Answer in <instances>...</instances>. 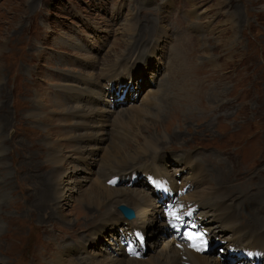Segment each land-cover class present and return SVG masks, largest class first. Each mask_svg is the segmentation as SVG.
<instances>
[{"label": "rangeland", "instance_id": "1", "mask_svg": "<svg viewBox=\"0 0 264 264\" xmlns=\"http://www.w3.org/2000/svg\"><path fill=\"white\" fill-rule=\"evenodd\" d=\"M127 56L137 65L127 82L120 81L119 94L127 92L119 99L112 86L103 88V79ZM263 63L264 0H0V264H58L57 257L60 264H119L116 245L123 238L116 233L123 222L101 225L103 209L89 204L93 193H146L154 201L144 168L155 159L163 167L154 170L178 187L198 172L181 165L187 173H177L178 157L192 151L205 180L230 197L239 221L255 214L264 228ZM94 73L99 99L63 91L65 82L86 88L82 80ZM36 97L49 107H36ZM74 108L88 112L85 120L71 117L72 125L84 121L88 129L104 130L96 148L75 151L78 126L61 112ZM48 139L60 146L59 161L49 157ZM121 159L125 169L111 174L115 181L106 186L105 175ZM133 168L136 178L123 177ZM54 169L62 173L56 179L61 188L68 180L73 187L56 206L48 203L47 189ZM148 217L156 231L148 232L140 258L155 261L171 231L163 229L155 201ZM207 227L212 237L203 256L213 264L255 261L244 253L250 242L257 244L254 254L264 256L259 228L253 239L237 243L215 228L211 216ZM78 241L87 250L79 251ZM220 245L225 251L219 259Z\"/></svg>", "mask_w": 264, "mask_h": 264}, {"label": "bare ground", "instance_id": "2", "mask_svg": "<svg viewBox=\"0 0 264 264\" xmlns=\"http://www.w3.org/2000/svg\"><path fill=\"white\" fill-rule=\"evenodd\" d=\"M131 34H133V33H131ZM130 58H131V56H127V57H123V58L121 57L118 61L112 63L108 70L113 69L112 70L113 72H111V74L109 72H106L104 78L107 79L108 76L111 75L114 78V81L117 80V81H119L120 84H121L120 81L127 82L126 80H128V78L126 75L129 74L131 76L132 70H134L136 68V65H137L136 63L131 64ZM97 76L98 75L94 73V74H91L88 78L82 80L84 85L86 86V88H84V89L78 88V86H76V85L75 86H67L68 84H67V82H65L66 85L64 86L65 89L63 91H66L67 93L70 92V94L74 95L75 97L78 95H82V94L87 95V97L91 101H92V98H91L92 96L99 99L101 97V94L99 92L100 87L98 85L99 79ZM114 81L109 86H112ZM66 92H64V93H66ZM54 98H55V96H54ZM76 98L79 99L78 97H76ZM42 100H43V98H42ZM34 103L36 104V107H38V108L49 107L47 104H46L47 106L43 105L44 103L42 101H40L39 99H37V97H36V99H34ZM61 106H62V104H61ZM61 112L64 114L65 122H67V120H68V124L72 125L71 117L75 116V117H79L80 119L83 118V120H85V118L87 117L88 111L86 109L85 113L83 112V113L79 114L78 111L75 110V108H74L70 113L67 109L65 110V112H64V110L63 111L61 110ZM28 115L31 116V118H33V119L37 118L36 117L37 112H29ZM116 115H118V114H116ZM82 123H83L82 125L81 124L72 125V128L73 127L76 128L78 126V129H79V130H77L78 131L77 137H75L74 139L72 138L74 140L73 142L75 143V147H74L75 151H76V149L78 151H80V149L86 148L87 146H91L92 148H96L97 144H95V142L98 143L97 141H101L102 139L98 140V138H100L101 135L105 134L104 130H102V129L91 130L89 128L91 131V134H90L87 126L84 125V121ZM119 124H120V122H119ZM122 124H124V122ZM125 126H127V125H125ZM163 128L167 129L168 127H163ZM165 129H163V130H165ZM167 130H165V131H167ZM72 132L75 133V130ZM67 133L68 132L64 133L65 136L67 135ZM96 136H97V138H96ZM164 138H165V136H164ZM90 139H92V140H90ZM48 140H50V139H48ZM88 140H90V141H88ZM46 145L50 150V152H48V155L51 158V160L59 161L60 160V150H61L60 146H58V144H55V143L52 144L51 140L46 142ZM235 150H237V149H235ZM138 158H140V157H138ZM182 160H183L182 166H184L186 170L188 168L191 172H192V170H195L197 172V168H198V172L195 175L193 173L190 174L185 179V182H183V184H180V186H178V187H176L175 185L173 186L170 183H168V181L165 178H163V175L161 174V172L154 170V169H158V167L156 166V160L155 159L152 160L150 164H148L149 166L144 168V172L146 173L147 177L150 178L152 184L158 190V192L162 193V196H163V194H165L164 196L166 198H168V195H170V196H173L175 194L177 195V199H176L177 205L175 206L174 209H171L170 214H169V218H173L172 214L175 213L179 207L180 208L182 207V209H183L182 213L179 215L180 219L177 220V222L179 223V226L181 227V230L182 231L186 230V235L188 234L190 236H196L197 234H204V238L207 240V244L209 242L208 241L209 236H208L206 230L203 227H199V225L194 222V215L197 213H198V215L202 216V218H205V216L213 217L214 222H216L215 228L223 231L224 233L226 231H228V235H230L229 238L232 239V236H233V238L236 241L239 240L237 243H241V241H242L241 239H244L246 237L252 238L256 234V229L259 228V234L258 235L260 236V241L264 244V228L260 225V223H261L260 219L258 217H256L255 214H253V215H251V217H248L247 219H242L243 224L246 225V226H243L242 222L239 221V216H237L235 214L234 210L231 207L230 197L229 196H228V198L225 197V195H224L225 192H224L223 188L222 187H219V188L218 187H214V188L211 187L210 183L205 180L206 175H205L204 170L202 168H200L198 166L197 162L192 160L189 157V155L185 156ZM116 163H117L116 165L113 164L114 166H111L110 172H113V173L105 175V180L103 182L106 184V186L109 182L112 183L115 181L114 176H112L114 173H118V172L125 169V167L123 168V166H125V163H126L125 159H121L119 161H116ZM119 168H121V169L118 170ZM133 169L130 170L131 171L130 175L123 176V177H127V178L130 177L131 179L136 178L135 175L138 174V171L136 169H134L136 171H133ZM182 171L184 172L185 170H182ZM107 176H111V177H107ZM59 178H60V180L62 179L61 171H59L58 169H54L51 172L50 187L47 188L48 189V199H49V194L51 195V197H50L51 200L49 199L48 203H51V205H55V206H56L57 199L61 196L63 191L73 189V187H68L69 184L71 183L70 180H68L67 186L65 188L64 187L61 188L56 181V179H59ZM134 180H136V179H134ZM96 185H97V183H96ZM204 187L206 188V190L204 189ZM100 188H102V187H100ZM177 188H178V190H177ZM103 191H105V189ZM117 192H113V191L109 190V192L107 193V196L105 198H103L101 196V194L94 192L92 199L89 201V204H94V206H96L97 210L99 209L100 213H101V208L103 209L104 217L101 218V221H102L101 225L103 223H106V222H112L116 225L118 222L119 223L123 222L122 226L118 229V233H116V234H118L120 239L123 238L116 245L117 252H119L120 256H121L120 260L118 261L119 264H213V262H211L207 258H204V256H203V251H205L206 248L204 250H197V248L193 247V246L191 248H189L188 244L182 242L183 237L181 235H178L177 233H172V232H170V233L165 232L164 236H166L167 238L163 242L161 241L162 247L160 250V254L158 253L159 256H158L157 260H155V261L154 260L153 261H150V260L143 261V259L140 258L139 256L136 257L137 252H139L140 256H141V253L144 251L145 246H147V243L149 242L148 236L150 234L148 232H150L152 230L156 231V228H154V224H152V223H154L153 220L148 217V213H149L150 209L153 207L154 201L146 193L145 194H137L134 192H129V193H117ZM119 205H125V207L126 206L132 207L136 212V218L132 221H122L120 216L118 215V213L116 211L117 207ZM199 207H201V208H199ZM198 209H200L203 214H199ZM210 209L213 210L212 215L210 214L211 212L209 213V211H208ZM91 210H88L87 214L91 213ZM162 219L163 220L161 222H162V225L164 226L163 229L165 230V228L166 229L168 228L167 223H166V219L164 218V216ZM91 220L92 219L90 218V221ZM185 220H187V222L184 224ZM251 220H253V222ZM247 222H249L250 224H247ZM136 225L140 226L138 228L139 233L142 234V236H145V239L143 240L142 246H140V245L137 246L136 243L133 241L134 234L130 229H137ZM144 227H146V229H144ZM95 228L96 227L92 228L93 232H94ZM228 240L229 239H227L226 241H228ZM195 241H193V242H195ZM223 242L225 244H228V242H225V241H223ZM122 243L124 244V252L120 247V245ZM129 244H133V246L137 247L138 250H136L134 248H130L128 246ZM177 244H179L180 247L184 248V251H185L184 253H181L178 250L180 248L177 247ZM244 246L245 245L242 243L241 247L243 248ZM256 246H257L256 243L254 244L253 242H250L249 247L252 249H248L246 247L244 248V253L251 254V257H253L251 260L257 258L255 261L253 260V261L246 262L245 260L243 261V259L240 258V259H233V262L231 260H229V263H232V264H239V263H241V264H255V263L261 264V261L259 259L264 258V256H262V255L256 256L254 254V250H256ZM213 250H215V249H213ZM221 256L223 257L224 255L220 254L218 256V258ZM218 258H215L213 260L217 261ZM56 260L59 262L58 264H60L59 257H57ZM248 260H250V259H248ZM109 262H111V258H109ZM262 263H264V261ZM215 264H219V263H215Z\"/></svg>", "mask_w": 264, "mask_h": 264}, {"label": "snow or ice", "instance_id": "3", "mask_svg": "<svg viewBox=\"0 0 264 264\" xmlns=\"http://www.w3.org/2000/svg\"><path fill=\"white\" fill-rule=\"evenodd\" d=\"M172 215L175 220L180 219V216L178 214L173 213ZM189 239H192V237H189ZM192 246L196 247L197 250H204L207 247V240L202 234H200L196 237V242H194Z\"/></svg>", "mask_w": 264, "mask_h": 264}]
</instances>
